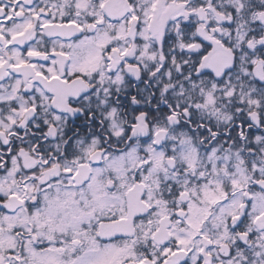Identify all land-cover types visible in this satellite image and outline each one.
<instances>
[{
	"label": "snow or ice",
	"instance_id": "snow-or-ice-1",
	"mask_svg": "<svg viewBox=\"0 0 264 264\" xmlns=\"http://www.w3.org/2000/svg\"><path fill=\"white\" fill-rule=\"evenodd\" d=\"M0 264H264V0H0Z\"/></svg>",
	"mask_w": 264,
	"mask_h": 264
}]
</instances>
